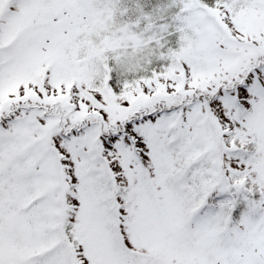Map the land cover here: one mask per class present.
<instances>
[{"label": "snow or ice", "instance_id": "1", "mask_svg": "<svg viewBox=\"0 0 264 264\" xmlns=\"http://www.w3.org/2000/svg\"><path fill=\"white\" fill-rule=\"evenodd\" d=\"M0 264H264V0H0Z\"/></svg>", "mask_w": 264, "mask_h": 264}]
</instances>
